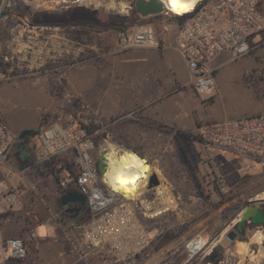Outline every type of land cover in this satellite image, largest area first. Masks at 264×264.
Returning a JSON list of instances; mask_svg holds the SVG:
<instances>
[{"label":"rangeland","instance_id":"1","mask_svg":"<svg viewBox=\"0 0 264 264\" xmlns=\"http://www.w3.org/2000/svg\"><path fill=\"white\" fill-rule=\"evenodd\" d=\"M2 14L0 69L13 78L0 82V117L18 137L11 154L16 166L22 168L34 154V137L20 145L26 139L20 141L21 132L39 131L59 116L67 120L72 115L97 131L99 148L113 144L139 154L163 171L174 199L169 207L155 187L144 192L142 205L133 202L154 236V251L164 240H191L200 235L210 242L220 240L246 206H264V167L237 152L206 151L198 137L202 123L264 112V34L244 56L225 53L217 58V88L204 100L191 86L175 82L163 49L111 52L119 31L140 23L153 25L162 42L166 37L172 40L179 23L172 12L144 19L136 14L132 0L68 4L41 0L12 4ZM167 57L188 80L180 56L169 51ZM179 109L186 111L183 115L190 118L189 125L179 127L164 117ZM177 143L188 154L201 188L194 186L181 163ZM200 165H205L203 171ZM28 176V181L37 183L38 194L28 189L23 200L39 196L38 221L30 226L23 215L13 214L3 221L10 235L26 239L25 264H81L76 249L79 234L69 226L83 222L82 216L74 215L82 207L71 203L69 209L63 208L58 196L46 191V178ZM5 179L17 185L28 182L17 172ZM31 230L35 238H30ZM245 230L237 240H247L253 251L259 250L253 237L258 231L264 234V226L248 223ZM249 262L264 264L263 260ZM95 263L109 264L99 259Z\"/></svg>","mask_w":264,"mask_h":264},{"label":"built area","instance_id":"2","mask_svg":"<svg viewBox=\"0 0 264 264\" xmlns=\"http://www.w3.org/2000/svg\"><path fill=\"white\" fill-rule=\"evenodd\" d=\"M40 1L0 0V19L3 11L12 4L31 5ZM55 1L68 4L82 0ZM165 6L164 14L170 15ZM179 16H183V20L178 21L172 48L190 72L188 85L198 97L206 100L208 94L217 88V58L225 53L234 58L244 56L262 38L264 0H200L190 12ZM161 47L154 26L140 23L121 29L111 52ZM11 78V73L0 69V82ZM97 133L72 115L67 120L59 116L37 131L32 161L20 168L11 161L13 148L18 142L17 134L0 117V264L26 261L29 255L26 239L6 236L3 224L4 218L10 214L23 215L30 226L38 221L39 196L29 202L23 200L28 189L38 194L37 183L28 181L29 173L55 179L62 194L78 191L85 195L86 219L69 226L79 234L76 249L81 264H96V259L109 264H164L163 261L152 262L154 236L138 215L137 203L133 205L137 200L143 204L144 192L138 198L130 199L123 193L114 192L104 182L98 155L104 151L106 159L111 144L99 148ZM198 137L206 151L237 152L264 167V112L202 123ZM16 172L28 182L17 185L5 179ZM35 237L36 232L31 230L30 238ZM215 246L203 236L191 239L185 245L191 257L207 249L209 253Z\"/></svg>","mask_w":264,"mask_h":264},{"label":"crops","instance_id":"3","mask_svg":"<svg viewBox=\"0 0 264 264\" xmlns=\"http://www.w3.org/2000/svg\"><path fill=\"white\" fill-rule=\"evenodd\" d=\"M169 25L173 26L172 24H169ZM168 27L169 26H167L165 28L166 31H168ZM177 32H178V30H177ZM177 32H176V34L172 40L167 39L168 37H166L163 42L160 40L161 45H162L161 49L164 50V55L166 57L168 68L170 69V72H174V74H175V77H176L175 82L180 83V85H182V86H188L189 87V85H188L189 79L186 80V77L184 78L183 76H181V74H179L180 69L177 67V64L175 65L167 57V52H169V51L177 53L172 48V46L175 44V41H176ZM141 57H142V55L138 56V58H141ZM143 57H145V56H143ZM180 58H181V56H180ZM181 60L184 63L182 58H181ZM180 66L182 68H184V70L186 72L185 76H187L188 73L190 75V72H189L185 63L180 64ZM216 66H220V63H217ZM177 100L179 102L181 101L180 98H178ZM172 111H173V113L165 114L164 117L169 119V121H171L174 125H178L179 127H184L185 125L190 124V118L188 116L186 118L185 115H183V113H186L185 110L179 109L177 112L175 110H172ZM201 118H203V117H201ZM206 119L207 118H203V120H206ZM24 161H26V160H24ZM204 167H205V165H200L201 171H203ZM52 179L53 178H50V177L46 178L45 181L47 183L45 184V189L48 192L55 193V195H57L59 200H60L62 190L58 187L57 183H56V185L53 184ZM74 215L76 217L82 216L83 220L86 219V217H87L86 205L84 207H82L80 212H78V213L74 212ZM202 222L203 221L201 220L200 224ZM9 233H10L9 228L4 226V234L6 236H13V235H10ZM188 241L189 240H181V239L180 240H168V241L164 240L163 244H161V247L158 250L154 251L155 253H154L152 262L157 263V262L163 261L164 264H251L249 262L250 259L248 258V256H245V257L243 256L244 255V250H243L244 246L242 244H244V240H236L234 242H231L227 248H224L221 246L220 240L211 241V242H214V244H216V246L214 247V251H217L219 253L218 261H215V260L211 261L207 258L209 256V254L212 252V251L211 252L209 251V253H208V249L206 251L202 252L199 257H196V258L191 257L189 255V252L187 251V249L185 247V245ZM206 241L210 242V240H206ZM247 243H249V242H247ZM239 245H242V246L240 247ZM249 245H250V249H252L251 243ZM257 248H259L258 244H257ZM205 259H208V261H205ZM263 261H264V258H263Z\"/></svg>","mask_w":264,"mask_h":264},{"label":"water","instance_id":"4","mask_svg":"<svg viewBox=\"0 0 264 264\" xmlns=\"http://www.w3.org/2000/svg\"><path fill=\"white\" fill-rule=\"evenodd\" d=\"M135 12L141 18H150L160 14H164L166 6L163 0H135L134 2ZM37 134L36 130L26 129L21 132L19 138L20 141L26 138V136L35 137ZM98 165L102 173L107 168V162L104 156V151H101L98 155ZM160 184V180L156 173H153L150 178L149 189L155 188ZM61 205L63 208H67L69 204L79 203L81 207L86 205V197L84 194L78 191H68L61 194L60 196ZM250 223L253 226H264V206L261 203L250 204L246 206L231 222L230 228L225 232L223 237L220 239L222 247L227 248L231 242L236 241L240 238V235H245V226ZM244 242H248L244 240ZM219 253L212 251L207 257L211 261H218Z\"/></svg>","mask_w":264,"mask_h":264},{"label":"clouds","instance_id":"5","mask_svg":"<svg viewBox=\"0 0 264 264\" xmlns=\"http://www.w3.org/2000/svg\"><path fill=\"white\" fill-rule=\"evenodd\" d=\"M173 12L182 13L192 5L180 2V0H169L168 5ZM108 160L110 165L104 176V182L110 186L111 190L117 193L134 194L142 183L146 181V173L149 167L145 158L139 154L121 150L115 145H110ZM122 151V154H119ZM264 241V234L260 231L253 237V242ZM255 259V257H253Z\"/></svg>","mask_w":264,"mask_h":264},{"label":"bare ground","instance_id":"6","mask_svg":"<svg viewBox=\"0 0 264 264\" xmlns=\"http://www.w3.org/2000/svg\"><path fill=\"white\" fill-rule=\"evenodd\" d=\"M164 1V3L167 5V7H168V10L170 11V12H172V13H176V12H173L172 10H171V8L168 6L169 5V0H163ZM200 0H180V2H182V3H186V4H191L192 6L189 8V9H187L186 11H184V12H182V13H179L180 15H182V14H186V13H188V12H190L193 8H195V6L197 5V3L199 2ZM176 14H178V13H176ZM111 145H113V144H111ZM111 150V149H110ZM122 150V149H121ZM126 151H130V150H126ZM133 152V151H132ZM119 154H122V151L119 153ZM108 155H109V152L106 154V162H107V168H106V170H105V172H104V176H105V174H106V172H107V170H108V167H109V165H110V162H109V160H108ZM143 158V157H142ZM147 161V160H146ZM147 164H148V167H149V171H148V173H146V177H147V179H146V181L145 182H143L142 183V186H141V188H139L138 190H137V192L136 193H134V194H126V193H123V192H121V193H123L126 197H128V198H130V199H132V198H138L143 192H145V191H147L148 189H149V184H150V178H151V176H152V174L153 173H156L157 174V176H158V178H159V180H160V184H159V186H157L156 188H157V190L159 191L158 193H160L161 195H162V197L164 198V201H165V203L170 207V206H173V204H174V199L171 197V195H170V193H169V182H168V180H167V178H166V176H165V174L163 173V171L160 169V168H158V167H156V166H154V165H152V164H149V162L147 161ZM262 197H264V192L262 193ZM162 210H159L158 212H156V213H159V212H161ZM155 215V214H154ZM262 233V232H261ZM257 244H259L260 245V249L259 250H256V251H253L252 249H250V245H249V243H245V244H242L244 247V257L245 256H248V258L250 259V260H252L253 262H255V263H260L262 260H263V258H264V246H263V241H261L260 243H257ZM241 251V250H240ZM253 257H255V259H253Z\"/></svg>","mask_w":264,"mask_h":264},{"label":"trees","instance_id":"7","mask_svg":"<svg viewBox=\"0 0 264 264\" xmlns=\"http://www.w3.org/2000/svg\"><path fill=\"white\" fill-rule=\"evenodd\" d=\"M207 2L211 1V0H206ZM118 9V8H117ZM175 15V18H177L178 21H182L183 20V16H179L180 14H174ZM29 140L28 138H26L24 141H22L20 143V145L22 144H26L28 143ZM176 147H177V151H178V155H179V158H180V161L181 163L183 164L185 170L187 171V173L189 174V177L191 178L194 186L196 188H201V183H200V180L198 178V176L196 175L195 173V170L192 166V163L188 157V154L186 153V151L184 150V148L182 146H180L179 143L176 144ZM19 158L22 159V157L19 155ZM199 195L203 196L204 193L203 191H200ZM175 235H172L170 236V239L174 238ZM163 244V243H161ZM13 264H25V261H14L12 262Z\"/></svg>","mask_w":264,"mask_h":264},{"label":"flooded vegetation","instance_id":"8","mask_svg":"<svg viewBox=\"0 0 264 264\" xmlns=\"http://www.w3.org/2000/svg\"><path fill=\"white\" fill-rule=\"evenodd\" d=\"M26 138H30V136H26ZM72 206V204H69V206L65 209H69Z\"/></svg>","mask_w":264,"mask_h":264}]
</instances>
